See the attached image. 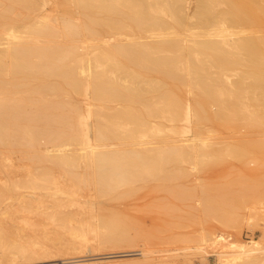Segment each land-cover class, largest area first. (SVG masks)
<instances>
[{"label": "bare ground", "instance_id": "bare-ground-1", "mask_svg": "<svg viewBox=\"0 0 264 264\" xmlns=\"http://www.w3.org/2000/svg\"><path fill=\"white\" fill-rule=\"evenodd\" d=\"M260 99L264 0H0V152L27 162L18 181L0 187V214L10 215L8 225L0 222V261L44 257L48 242L66 237L74 255L136 247L126 222L100 216L76 195L111 196L157 179L169 164L201 161L214 144L189 141L213 132L264 134V119L248 118ZM248 105L256 107L244 113ZM183 121L194 127L177 124ZM13 187L54 190L53 204L22 195L12 209ZM31 213L54 225L42 239L29 234L37 226ZM259 245L236 244L219 264H264ZM147 254L58 264H118Z\"/></svg>", "mask_w": 264, "mask_h": 264}, {"label": "rangeland", "instance_id": "rangeland-1", "mask_svg": "<svg viewBox=\"0 0 264 264\" xmlns=\"http://www.w3.org/2000/svg\"><path fill=\"white\" fill-rule=\"evenodd\" d=\"M192 4L195 6L194 1ZM192 4L191 13L194 10ZM193 21L194 17L190 22ZM194 22L196 25V20ZM210 69L209 74L212 73ZM211 70L214 72V69ZM36 83V80H31L30 86ZM77 96L83 99L82 95ZM263 100H259L260 105L257 104V107L254 105L257 110L248 105V111L244 113L255 110L246 117L256 115L254 120H263L264 113L259 107ZM253 101L258 102L256 98ZM83 120L92 125L91 118ZM154 122L170 124L161 119ZM177 124L187 125L191 129L194 127L192 123L184 121ZM229 133L223 135L213 132L203 139L205 141L192 139L189 142L199 148L203 142L214 144L213 150L209 153L206 150L203 160L198 162L167 165L157 179L138 181L132 186L120 188L111 196H97L90 189L80 194V197L76 195L80 201H87L88 206L93 207L100 216L115 217L126 222L131 237L139 238L136 247L92 248L89 252L82 250L74 255L68 252L71 243L70 238L66 237L59 243L48 242V255L44 254V257L19 256L17 260H3L0 264H58L73 257H107L141 249H146L148 254L144 257H121L118 264H219V255L230 253L233 250L231 247L236 244L252 245L258 241L259 246L264 247V134ZM176 138L180 139L178 136ZM41 147L47 145L42 142ZM9 164L20 167L11 171L7 167ZM26 164L15 151L0 152V187H11L18 181V176L27 169ZM53 173L59 181L65 182L62 173L56 170ZM54 192L13 187L9 191L11 199L6 202H13L12 209H16L21 196L25 195L38 201L40 199L42 205L49 206L53 204ZM76 207L72 205L70 208ZM7 215L4 218L0 214V222L4 225L9 224L10 215ZM29 216L37 225L34 232H29L33 237L42 239L44 231L54 229L52 224L40 223L35 214ZM17 223H22L21 219Z\"/></svg>", "mask_w": 264, "mask_h": 264}]
</instances>
